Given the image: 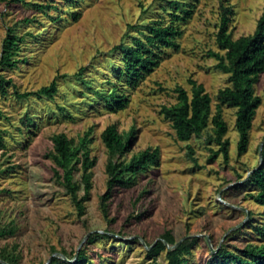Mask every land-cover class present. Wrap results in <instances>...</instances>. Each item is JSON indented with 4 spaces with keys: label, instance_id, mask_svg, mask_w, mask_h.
Returning a JSON list of instances; mask_svg holds the SVG:
<instances>
[{
    "label": "rangeland",
    "instance_id": "rangeland-1",
    "mask_svg": "<svg viewBox=\"0 0 264 264\" xmlns=\"http://www.w3.org/2000/svg\"><path fill=\"white\" fill-rule=\"evenodd\" d=\"M184 1L193 5V13L182 25L180 48L168 49L134 87L122 71L119 46L131 44L144 24L168 21L166 0L0 1V57L9 27L25 35L22 61L15 68L0 67L13 81L6 94L0 90V226L16 228L0 238V253H16L18 264H49L65 251L82 249L87 255L84 264H167V250L151 255L149 244L171 230L177 240L197 237L187 264H209L212 250L220 245L240 252L249 244L264 243V236L253 228L264 225V206L253 199L256 187L249 182L254 169L264 164V72L255 84L261 103L242 154L236 108L222 106L229 162L222 154L209 160V146L219 149L216 142H206L212 125L202 137L184 142L162 113L163 105L177 102L178 85L191 90L190 78L205 86L216 111L218 90L229 84L228 74L210 55L224 52L216 41L221 4L232 6L229 30L238 38L255 30L264 0ZM55 78L59 91L54 98L16 95L17 90L36 91ZM112 88L128 98L124 108L106 106L104 95ZM112 123L122 132L136 130L122 159L151 146L160 149V162L140 173L135 185L113 191L107 217L100 199L108 178V151L101 133ZM89 129L96 164L86 212L80 216L54 176L49 153L54 134L65 132L78 140ZM187 143L195 148L202 167L187 157ZM249 211L254 217L247 222Z\"/></svg>",
    "mask_w": 264,
    "mask_h": 264
},
{
    "label": "trees",
    "instance_id": "trees-1",
    "mask_svg": "<svg viewBox=\"0 0 264 264\" xmlns=\"http://www.w3.org/2000/svg\"><path fill=\"white\" fill-rule=\"evenodd\" d=\"M8 1V0H0ZM20 1V0H15ZM171 10L168 21L164 19L153 20L139 29V35L132 36L131 44L122 43L119 47L123 52V68L127 84L134 87L146 75L150 74L162 61L168 49H179V38L183 35V24L187 23L193 13V5L184 0H166ZM42 9L45 5H40ZM221 22L216 34L218 46L224 52L210 51V55L217 59L216 67L228 74L229 84L220 88L217 93L218 103L216 111H212V97L202 83L190 78L191 90L182 85L176 87L177 102L172 105H163L162 113L172 123L178 140L188 142L193 137H202L212 125L211 132L207 133L206 142L211 145L216 142L218 150L211 152L210 161H214L220 154L225 162L230 159V140L226 137L228 125L222 113V106L227 105L236 108V127L239 132L238 151L240 154L247 150L249 143V131L253 124L257 108L261 103V97L256 93L255 84L264 72V9L257 21L255 30L247 35L234 38L229 30V23L233 8L225 3L221 4ZM77 14L74 17L77 18ZM29 21V18L26 19ZM25 35L17 33L13 27L8 28V33L3 41V50L0 57V67L15 68L22 61L19 54L21 43ZM25 59V58H24ZM12 79L6 78L0 73V90L8 92V86ZM58 80L53 79L48 85L40 87L36 91L19 92L16 95L21 99L36 96L39 98H54L58 93ZM106 106L112 110L122 109L126 106L128 98L124 93L112 88L104 95ZM61 110H67L60 107ZM31 119V118H29ZM89 129L78 140L70 138L65 132L53 135V149L49 156L52 158L55 178L64 186L72 201L78 209L80 216L86 212L85 201L91 194L93 187V167L96 157L91 154ZM136 130L122 132L116 123L109 124L101 133V139L108 151L106 162L107 190L101 195V207L108 217V200L116 188H129L136 184L140 173L160 162V149L148 147L143 151L133 153L126 160L122 159L130 150V141ZM186 155L196 167H202L196 156L195 148L187 143ZM264 159V146L262 149ZM249 182L256 187L253 199L264 206V164L257 166L250 176ZM83 190V193H81ZM254 217L249 211L250 222ZM253 228L264 236V225H255ZM16 228L13 224L0 226V238L8 234H14ZM103 235V234H97ZM106 235V234H105ZM95 237H91L94 240ZM197 237H186L177 240L171 230L166 231L152 244H149V253L156 255L162 250H167V264H187L192 254V246ZM63 256H54L49 264H84L87 259L82 249L78 253ZM0 264H18V255L3 249L0 253ZM264 264V243L249 244L240 252H236L220 245L212 250L209 264ZM88 264H95L89 262Z\"/></svg>",
    "mask_w": 264,
    "mask_h": 264
}]
</instances>
